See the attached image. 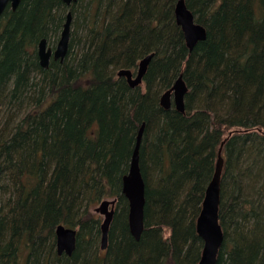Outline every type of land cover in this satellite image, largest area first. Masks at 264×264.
Returning <instances> with one entry per match:
<instances>
[{"label": "trees", "instance_id": "1", "mask_svg": "<svg viewBox=\"0 0 264 264\" xmlns=\"http://www.w3.org/2000/svg\"><path fill=\"white\" fill-rule=\"evenodd\" d=\"M175 1L80 0V33L47 68L37 42L57 43L65 5L20 0L4 10L0 264H197L196 219L224 139L216 264H264V0H184L206 31L191 51ZM151 53L138 87L117 77ZM180 74L184 114L159 105ZM142 124L144 228L136 241L121 180ZM105 197L116 203L101 252L90 210ZM60 224L76 230L71 256L56 252Z\"/></svg>", "mask_w": 264, "mask_h": 264}, {"label": "water", "instance_id": "2", "mask_svg": "<svg viewBox=\"0 0 264 264\" xmlns=\"http://www.w3.org/2000/svg\"><path fill=\"white\" fill-rule=\"evenodd\" d=\"M66 6H70L77 0H61ZM20 0H0V17L6 7L15 10ZM70 12L66 14V23L64 24L57 49L54 52L55 58L62 59L68 50ZM174 19L180 27L185 40L186 47L191 51L199 41L206 38V31L203 26L197 24L191 11L186 7L184 0H176L174 7ZM37 54L40 59V65L47 68L51 55L50 49L46 50L45 41L42 40L37 45ZM154 54H150L140 60L137 69H120L117 71V77H125L130 88L138 87L146 74L148 65ZM188 92V87L180 74L173 82L170 89L161 94L159 105L164 110H168L172 105L175 110L184 114V98ZM144 124L137 132L133 146L128 172L122 177L121 190L127 201L128 206V229L133 238L138 241L144 228V205H145V185L139 167V148L143 134ZM234 133L230 132L229 136ZM224 139L217 152V160L213 175L205 189L199 215L196 219V233L203 242V249L197 264H216L220 247L223 241V231L219 224L218 208L220 202L221 175L224 159L222 157V147ZM96 213L104 217L100 224V246L101 250H106L108 245V236L110 225L115 213V200H103L95 209ZM57 253H65L71 256L76 244V231L63 225L55 228Z\"/></svg>", "mask_w": 264, "mask_h": 264}, {"label": "bare ground", "instance_id": "3", "mask_svg": "<svg viewBox=\"0 0 264 264\" xmlns=\"http://www.w3.org/2000/svg\"><path fill=\"white\" fill-rule=\"evenodd\" d=\"M76 2H80V0H77ZM63 3V2H62ZM20 4V3H19ZM19 4H18V6H19ZM64 4V3H63ZM80 4H82L81 2L79 3V5L76 7V12L77 13H80V12H82V7L80 6ZM65 5V4H64ZM17 6V7H18ZM71 6V5H70ZM70 6H66L65 5V10H64V12H63V22H62V25H61V28H60V30H59V32H58V35H57V37H56V39L55 40H58L57 41V43H56V45H55V47L54 48H52V47H50V46H48L47 45V38H41L38 42H37V45L39 44V42L40 41H42V40H44L45 41V47H46V50L47 49H50V52H51V55H50V58H49V62H50V60L52 59V60H59L60 62H62L63 61V59H64V57L62 58V59H60L59 57L58 58H55L54 57V52L56 51V49H57V45H58V42H59V39H60V37H61V33H62V30H63V27H64V24L66 23V14L67 13H69L70 12V14H71V17H70V24H69V38H68V43H69V39H70V37H72V36H74V37H77V35L80 33V26H79V24H78V22L76 21H74L73 22V15H72V13H71V10H70ZM174 7H175V3H174ZM6 8H8V9H10L12 12L13 11H15V10H12L11 8H9V7H6ZM5 8V9H6ZM94 5H92V7H90V12L93 14V13H95V11H94ZM66 11V12H65ZM85 14V13H84ZM96 17H97V20L98 21H101L102 19H103V14L102 13H100V14H98V15H95ZM183 34V33H182ZM183 39H184V37H183ZM50 40H53L52 38L50 39ZM184 42H185V40H184ZM36 53H37V46H36ZM151 54H153V53H151ZM150 55V54H149ZM37 56H38V54H37ZM148 56V55H147ZM146 57V56H145ZM38 60H39V64H40V59H39V56H38ZM49 62H48V65H49ZM48 67V66H47ZM143 81V80H142ZM142 83V82H141ZM171 88V87H170ZM169 88V89H170ZM130 163V162H129ZM223 171V170H222ZM127 174V173H126ZM125 174V175H126ZM221 177H222V175H221ZM121 192H122V190H121ZM113 200H115V199H113ZM103 201V200H102ZM102 201H100V203L102 202ZM99 203V204H100ZM115 203H116V200H115ZM98 204V205H99ZM98 207V206H97ZM96 209V208H95ZM94 209V210H95ZM95 213H96V211H95ZM127 221H128V219H127ZM76 231V230H75ZM133 237V236H132ZM199 237V236H198ZM100 238H101V236H100ZM55 241H56V236H55ZM101 245V244H100ZM75 246H76V244H75ZM100 249H101V246H100ZM202 249H203V242H202ZM56 252H57V248H56ZM58 254V253H57ZM62 254H65V253H62ZM61 254V255H62ZM201 254H202V250H201ZM59 255V254H58ZM66 255V254H65ZM201 256V255H200Z\"/></svg>", "mask_w": 264, "mask_h": 264}, {"label": "rangeland", "instance_id": "4", "mask_svg": "<svg viewBox=\"0 0 264 264\" xmlns=\"http://www.w3.org/2000/svg\"><path fill=\"white\" fill-rule=\"evenodd\" d=\"M66 12V11H65ZM83 17V15L81 14V12L80 13H77L76 12V8H74V16H73V22L75 21H79L81 18ZM57 41V40H56ZM55 45H56V42L54 43V42H48V46H50V47H55ZM102 200H113V198L112 197H109V198H103V199H101V201ZM99 204V203H98ZM98 205H95L93 208H91V212H92V214L95 216V218H97V219H99V225L102 223V221H103V219H104V217L102 216V215H99L98 213H95V208L97 207ZM165 235L167 236V231H165ZM100 235V234H99ZM99 241H100V239H98V244H99ZM102 252V251H101ZM25 256H26V253H25V251L24 250H22L21 249V251H20V260H21V262L23 263L24 262V260H25Z\"/></svg>", "mask_w": 264, "mask_h": 264}, {"label": "flooded vegetation", "instance_id": "5", "mask_svg": "<svg viewBox=\"0 0 264 264\" xmlns=\"http://www.w3.org/2000/svg\"><path fill=\"white\" fill-rule=\"evenodd\" d=\"M48 45V44H47ZM132 71H135V70H132ZM99 246H100V242H99ZM101 251H105V250H101Z\"/></svg>", "mask_w": 264, "mask_h": 264}]
</instances>
